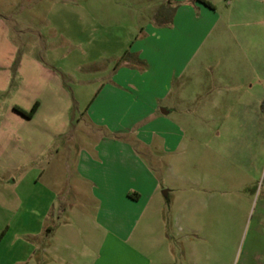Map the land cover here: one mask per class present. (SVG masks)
Listing matches in <instances>:
<instances>
[{"label":"crops","instance_id":"0c3cea01","mask_svg":"<svg viewBox=\"0 0 264 264\" xmlns=\"http://www.w3.org/2000/svg\"><path fill=\"white\" fill-rule=\"evenodd\" d=\"M205 1L211 6L198 0L76 5L92 11L83 20L103 29L100 35L92 29V40L128 43L105 79L92 80L83 111L87 132L69 130V89L61 76L67 73L37 62L27 45L21 50L0 19V264H264V161L257 163L262 125L224 132L239 145L232 154L233 219L226 224L220 219H230V212L209 214L205 185L190 176L169 195L165 214L160 180L144 153L155 152L159 142L164 151L176 149L173 107L164 102L173 101L198 54L201 70L217 69V81L232 77L239 94L224 104L228 113L234 109L233 121H264V90L257 89L256 98L241 94L253 90L248 76L264 73L254 62L257 37L264 36V0ZM113 27L121 29L110 36ZM241 57L248 66L242 68ZM238 74L246 82L237 83ZM34 105L29 117L17 111ZM221 178L218 173V183ZM211 199L221 208L228 203L225 196ZM210 216L220 230L219 246L201 243ZM224 230L229 246H222Z\"/></svg>","mask_w":264,"mask_h":264},{"label":"rangeland","instance_id":"374dc122","mask_svg":"<svg viewBox=\"0 0 264 264\" xmlns=\"http://www.w3.org/2000/svg\"><path fill=\"white\" fill-rule=\"evenodd\" d=\"M90 1L92 3V0H0V14L2 15L0 19L3 24L9 25L11 38L20 49L25 50L27 45L37 62H46L67 73L61 76L65 86L69 89L67 92L70 100L68 113L70 132L89 130L83 111L88 97L87 93L92 90V80L105 79L111 69V62L122 51L121 48L128 45V43H121L107 36L106 41L97 38L92 40V29L96 30L97 35L102 34L103 29L93 28L92 20L82 18L88 13L92 15V11L85 9L91 6ZM76 5L84 6V11L79 7L77 10ZM109 29L111 34H106L114 36L118 33L117 29L121 28ZM2 36L0 34L1 41ZM257 46V58L254 62L258 66L261 64L264 66V36L257 37ZM198 60L199 54L190 65V73L178 81V85L175 86H178V89L173 95V101L171 99L164 102L166 107L168 105L173 107L169 117L177 126L179 133L176 149L171 152L164 151L159 142L155 152L152 149H146L144 153L147 161L154 166L155 173L160 180L158 196L163 202L165 214L169 212V195L175 196L177 190L184 186L187 176H190L204 183V191L201 190L203 195L210 198L209 214L216 210L217 212H230V219L225 215L220 219L222 224H226L233 219L232 154L235 146L239 145L237 140L224 135V132L226 130L243 131L247 125H255V130H259L262 125L264 129V121L258 119L255 124L234 122V109L228 113L225 105L227 98L231 99L239 94L233 91L230 83L232 77L220 75L223 80L217 81L214 75L217 69L212 68L214 72H210L211 69L201 70ZM240 62L242 68L248 66V60L244 57L240 58ZM224 65L223 61L220 66ZM250 67L252 68L251 65ZM233 77L237 83L246 82V76L242 74ZM248 77L254 81L253 90H247L241 94L245 93V96L251 95L256 98V90H264V73L259 72L257 75ZM182 96H187V99L182 100ZM263 99L259 107L262 111ZM223 114L224 117H222ZM81 116L83 119L78 120ZM217 131L220 133L219 136H217ZM72 143L75 142L72 141ZM72 143L69 147L75 152L76 149ZM263 150L264 138L262 143L257 145V163L264 161L261 157ZM66 163L69 167L72 166L71 157L68 161L66 160ZM218 173L222 177L219 183L217 182ZM81 189L85 193L86 188ZM162 190H168L167 197L163 195ZM216 196H225L228 203L222 205V208L220 204L218 207L216 201L211 199ZM212 201L214 203H211ZM95 209L96 203L92 200V213ZM216 224L217 221L210 216L203 230L204 238L201 241L203 246H219L220 230L216 228ZM244 233L238 240V246L242 245ZM228 236L230 237L229 233L222 231V246H229ZM146 243V246L152 245L151 233Z\"/></svg>","mask_w":264,"mask_h":264},{"label":"trees","instance_id":"16d2710c","mask_svg":"<svg viewBox=\"0 0 264 264\" xmlns=\"http://www.w3.org/2000/svg\"><path fill=\"white\" fill-rule=\"evenodd\" d=\"M198 1H200V2H202V3H204V4H206V5H210V6H211V4L208 3V2L205 1V0H198ZM17 61H18V58L16 57V58H15V61L13 62V67H15V66L17 65ZM261 107H262V109H263V111H264V99H263V101H262V105H261ZM35 108H36V106L34 105V106H33L28 112H25V111H22V110H18V109H17V111L20 112V113H22L23 115L29 117V116H31V115L34 113Z\"/></svg>","mask_w":264,"mask_h":264}]
</instances>
